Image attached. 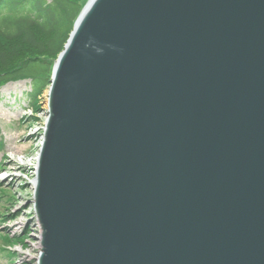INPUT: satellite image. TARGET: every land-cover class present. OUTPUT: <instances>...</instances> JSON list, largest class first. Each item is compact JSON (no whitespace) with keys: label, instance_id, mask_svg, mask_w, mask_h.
I'll return each instance as SVG.
<instances>
[{"label":"water","instance_id":"water-1","mask_svg":"<svg viewBox=\"0 0 264 264\" xmlns=\"http://www.w3.org/2000/svg\"><path fill=\"white\" fill-rule=\"evenodd\" d=\"M46 95L37 264H264V0H87Z\"/></svg>","mask_w":264,"mask_h":264},{"label":"rangeland","instance_id":"rangeland-1","mask_svg":"<svg viewBox=\"0 0 264 264\" xmlns=\"http://www.w3.org/2000/svg\"><path fill=\"white\" fill-rule=\"evenodd\" d=\"M29 82H8L0 88V264H36L39 251L32 179L47 117L48 87L39 98V109L32 112L26 95ZM4 216L9 219L3 221Z\"/></svg>","mask_w":264,"mask_h":264},{"label":"trees","instance_id":"trees-1","mask_svg":"<svg viewBox=\"0 0 264 264\" xmlns=\"http://www.w3.org/2000/svg\"><path fill=\"white\" fill-rule=\"evenodd\" d=\"M86 1L0 0V88L29 79L26 95L32 112L39 109L53 64Z\"/></svg>","mask_w":264,"mask_h":264},{"label":"bare ground","instance_id":"bare-ground-1","mask_svg":"<svg viewBox=\"0 0 264 264\" xmlns=\"http://www.w3.org/2000/svg\"><path fill=\"white\" fill-rule=\"evenodd\" d=\"M26 225H27V224H26ZM37 247H38V245H37ZM40 249H41V248H39V251L37 252V255H35V260H38Z\"/></svg>","mask_w":264,"mask_h":264},{"label":"built area","instance_id":"built-area-1","mask_svg":"<svg viewBox=\"0 0 264 264\" xmlns=\"http://www.w3.org/2000/svg\"><path fill=\"white\" fill-rule=\"evenodd\" d=\"M39 237L40 235L37 237L38 240H39ZM37 245H38V248H40V240L38 241ZM36 263H37V260H36Z\"/></svg>","mask_w":264,"mask_h":264}]
</instances>
